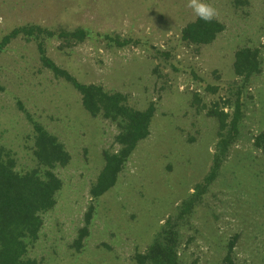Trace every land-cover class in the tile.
<instances>
[{
	"label": "rangeland",
	"instance_id": "rangeland-1",
	"mask_svg": "<svg viewBox=\"0 0 264 264\" xmlns=\"http://www.w3.org/2000/svg\"><path fill=\"white\" fill-rule=\"evenodd\" d=\"M209 2L225 28L212 43L193 45L180 40L181 29L196 18L187 0H0V38L36 23L87 27L137 41L109 47L96 36L63 50L52 41L48 55L82 82L125 93L139 109L149 102L156 107L149 136L138 143L115 186L91 201L102 152L117 149L115 124L83 109L80 94L40 64L33 41L18 37L0 52V138L14 154L16 170L36 166L32 125L18 103L71 156L66 166L54 169L62 188L54 208L41 214L29 257L40 264H137L134 254L144 252L170 218L179 219L184 264H228L233 237L232 264H264V154L253 144L264 131V0ZM151 47L169 51L171 58L158 57ZM241 47L259 48L262 63L243 89L238 138L199 202L180 218L182 202L209 171L217 141V121L193 98L233 100L229 87L242 84L233 72ZM205 84L218 86L217 92H207ZM90 203L95 213L78 251L71 244Z\"/></svg>",
	"mask_w": 264,
	"mask_h": 264
},
{
	"label": "trees",
	"instance_id": "trees-1",
	"mask_svg": "<svg viewBox=\"0 0 264 264\" xmlns=\"http://www.w3.org/2000/svg\"><path fill=\"white\" fill-rule=\"evenodd\" d=\"M224 28V24L216 18L208 22L195 18L181 29L180 40L187 44L207 45L212 43ZM96 36L106 41L109 47L123 48L130 43L137 44V41L130 38H123L114 33H99L87 27L52 29L36 23H24L14 27L0 38V52L18 37L33 41L40 64L55 78L65 81L80 94L83 109L94 118L100 117L115 124L117 133L114 143L117 149L103 150V167L89 189L91 201L115 186L119 174L138 143L149 136L151 121L156 112L154 102H149L144 109H139L130 104L125 93L109 91L100 84L78 80L48 55V45L52 41H57V49L63 50L86 40H95ZM151 48L158 57L166 60L171 58L169 51ZM261 63L259 48L241 47L234 54L233 72L236 77L241 78L242 84L235 86L236 88L229 87L234 95L233 100L230 97L218 98L209 103H202L195 94L193 103L217 121V141L209 171L195 185L194 192L182 202L178 213L180 218L189 214L199 202L217 177L229 148L237 140L240 122L244 117L243 89L251 76L260 73ZM170 65L173 69H178L174 63ZM190 74L200 83L203 82L192 69ZM204 89L209 93H216L218 86L205 84ZM18 104L32 125V156L36 166L24 172L17 171L14 154L2 144L0 138V264H40L36 258L29 257V247L39 237L43 224L41 214L54 208L56 194L62 188V180L54 169L66 166L71 156L56 135L35 120L21 103ZM253 144L264 154V131L254 136ZM94 213L95 205L90 203L83 216V225L71 244L78 251L89 235ZM178 220L168 218L144 252L134 254L133 258L137 264H184L178 254ZM235 240L236 237H233L228 244L225 257L228 264H232L229 256Z\"/></svg>",
	"mask_w": 264,
	"mask_h": 264
},
{
	"label": "clouds",
	"instance_id": "clouds-1",
	"mask_svg": "<svg viewBox=\"0 0 264 264\" xmlns=\"http://www.w3.org/2000/svg\"><path fill=\"white\" fill-rule=\"evenodd\" d=\"M187 6L192 9L196 18L205 22L211 21L217 15L209 0H187Z\"/></svg>",
	"mask_w": 264,
	"mask_h": 264
}]
</instances>
